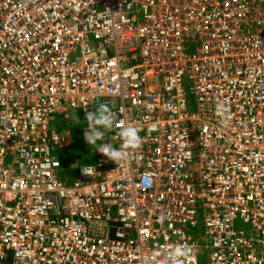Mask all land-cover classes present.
Segmentation results:
<instances>
[{"label": "built area", "instance_id": "built-area-1", "mask_svg": "<svg viewBox=\"0 0 264 264\" xmlns=\"http://www.w3.org/2000/svg\"><path fill=\"white\" fill-rule=\"evenodd\" d=\"M100 104V142L140 147L67 183L55 121ZM197 240L264 264V0H0V264H198Z\"/></svg>", "mask_w": 264, "mask_h": 264}, {"label": "clouds", "instance_id": "clouds-1", "mask_svg": "<svg viewBox=\"0 0 264 264\" xmlns=\"http://www.w3.org/2000/svg\"><path fill=\"white\" fill-rule=\"evenodd\" d=\"M226 111L225 107L217 105L216 114L218 116H222ZM85 120L87 121V130L83 131L85 143L88 146L94 147L96 153L105 156L115 164L121 162L127 156L128 151L136 150L140 147L141 138L139 130L131 124L123 125L115 132V135L120 138L119 148L114 147L112 143H98V141L105 140L106 134L112 132L117 123L116 113L106 104H100L94 111L85 113ZM75 167L77 170L78 165L76 164ZM81 170L87 175L91 171L87 167ZM188 255L189 251L186 247H174L167 253L164 264H185V258Z\"/></svg>", "mask_w": 264, "mask_h": 264}, {"label": "rangeland", "instance_id": "rangeland-1", "mask_svg": "<svg viewBox=\"0 0 264 264\" xmlns=\"http://www.w3.org/2000/svg\"><path fill=\"white\" fill-rule=\"evenodd\" d=\"M190 102H191V104H194V98H192ZM62 118L63 117L57 118V120L55 121V126H56V128L57 127L59 128L60 133H62V134L65 133L67 136H69V138L71 139V142L66 144V145H61L58 148L57 153L63 157H70V155H74L76 153L77 143H75L76 137L66 130L72 129L73 126H76L77 124L75 122H73V120L66 121V120H63ZM69 118H71V111L69 112ZM98 143H102V142L98 141ZM90 154H91V156L96 157V150L92 146L90 149ZM76 164L77 163H74L72 168H74ZM59 173L61 175V169H60ZM198 224H199V229H194V230H192L191 233L193 235L204 236V225H203V221H202L201 216L198 219ZM233 228L236 231H243L245 234H249L251 226H250V224L244 222L241 218L238 217L233 222ZM197 243H198V247H197L196 258H197L198 264H208V251L205 249V243L200 241V240H197Z\"/></svg>", "mask_w": 264, "mask_h": 264}, {"label": "trees", "instance_id": "trees-1", "mask_svg": "<svg viewBox=\"0 0 264 264\" xmlns=\"http://www.w3.org/2000/svg\"><path fill=\"white\" fill-rule=\"evenodd\" d=\"M70 120H73L77 125L73 126L70 130H65L76 137L75 143H77V151L74 155H70V157H63L58 153L56 154L61 165V180L67 183L72 181L76 176V167L72 168L74 163L81 166L90 164L95 159L90 154L91 146H88L84 141L83 131L87 130L85 115L79 111H72ZM57 129L59 130L58 127Z\"/></svg>", "mask_w": 264, "mask_h": 264}]
</instances>
